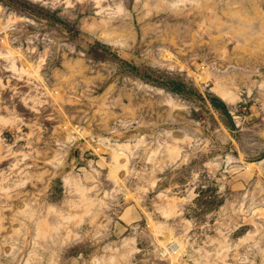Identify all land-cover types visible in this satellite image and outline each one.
I'll list each match as a JSON object with an SVG mask.
<instances>
[{"label":"rangeland","instance_id":"rangeland-1","mask_svg":"<svg viewBox=\"0 0 264 264\" xmlns=\"http://www.w3.org/2000/svg\"><path fill=\"white\" fill-rule=\"evenodd\" d=\"M0 264H264V0H0Z\"/></svg>","mask_w":264,"mask_h":264},{"label":"trees","instance_id":"trees-1","mask_svg":"<svg viewBox=\"0 0 264 264\" xmlns=\"http://www.w3.org/2000/svg\"><path fill=\"white\" fill-rule=\"evenodd\" d=\"M211 102H212V104H213L214 106H217V105H218V106H223V107L225 106V104H224L223 101H221V104H222V105H220V104H219L220 100H217V99H213ZM215 103H216V104H215Z\"/></svg>","mask_w":264,"mask_h":264},{"label":"bare ground","instance_id":"bare-ground-1","mask_svg":"<svg viewBox=\"0 0 264 264\" xmlns=\"http://www.w3.org/2000/svg\"><path fill=\"white\" fill-rule=\"evenodd\" d=\"M224 98H226V97H224ZM223 99V98H222ZM228 101H230L229 99H228ZM233 101V100H232Z\"/></svg>","mask_w":264,"mask_h":264}]
</instances>
